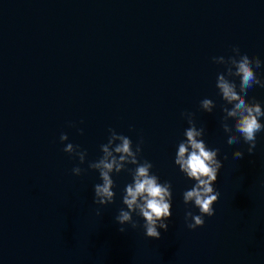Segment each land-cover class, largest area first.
<instances>
[{"label": "water", "instance_id": "obj_1", "mask_svg": "<svg viewBox=\"0 0 264 264\" xmlns=\"http://www.w3.org/2000/svg\"><path fill=\"white\" fill-rule=\"evenodd\" d=\"M234 47L261 60L264 81V0H0V264H264V131L252 154L243 140L229 145L215 86L225 68L212 58ZM245 99L264 110V87ZM182 113L222 162L214 214L194 230L184 216L199 210L182 198L194 181L174 164ZM109 129L133 150L142 141L138 161L171 184L159 239L135 214L137 227L118 231L127 171L112 174L111 204L93 203L102 181L88 163ZM68 143L86 152L83 164Z\"/></svg>", "mask_w": 264, "mask_h": 264}, {"label": "clouds", "instance_id": "obj_2", "mask_svg": "<svg viewBox=\"0 0 264 264\" xmlns=\"http://www.w3.org/2000/svg\"><path fill=\"white\" fill-rule=\"evenodd\" d=\"M232 56L225 59L223 56L213 57L214 63L224 65V72L218 73L216 78V88L218 95L225 102L221 110L224 113L221 127L226 134L229 145L239 144L241 140L248 145L247 152L253 153L256 147V134L264 131V124L260 118L264 117L259 102L252 99L246 101L248 90L254 85L264 87L262 81L254 71L261 67V60L258 57H250L248 53L240 51L239 48L232 49ZM239 78L238 85L235 79ZM215 104L213 100L205 98L200 101V108L207 113H211ZM187 118L189 127L184 131L185 139L180 141L175 153L174 164L188 180L194 181L190 190L182 194L185 205L192 204L199 210V214L192 211L185 212V223L189 230H194L203 226L204 217L214 214L213 204L218 200L219 192L213 186L222 162L218 158L219 149H210L202 139L204 128H197L192 119L191 113H182ZM233 118V123L228 124V119ZM238 133V135H237ZM61 142L68 140L66 134L59 137ZM141 143L138 142L133 150L132 141L129 137L117 134L113 129H109V137L106 144L100 146L102 156L88 163V168L96 170L101 183L94 185L93 203L98 205L111 204L115 193L112 174H119L127 171L132 182L127 184L122 194L121 208L115 217V222L121 227L118 231L123 233L126 229L123 225H130L133 229L137 227V222L133 220V214L141 217L144 221L145 236L152 239L160 238V230L167 231L171 216V184L161 183L159 177L150 170L153 165L144 160L138 161L141 152ZM64 152L75 156L80 164L85 162L86 152L81 151L78 145L66 144ZM234 158L242 159L243 153L239 150L232 153ZM128 165L135 167L128 168ZM83 169L76 166L72 169L73 175L79 176ZM99 215V211H97ZM190 221V222H189Z\"/></svg>", "mask_w": 264, "mask_h": 264}]
</instances>
